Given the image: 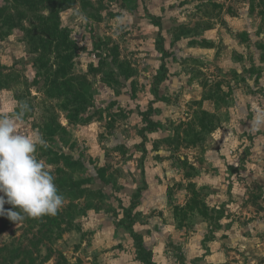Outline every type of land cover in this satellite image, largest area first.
<instances>
[{
  "label": "rangeland",
  "instance_id": "obj_1",
  "mask_svg": "<svg viewBox=\"0 0 264 264\" xmlns=\"http://www.w3.org/2000/svg\"><path fill=\"white\" fill-rule=\"evenodd\" d=\"M0 10V115L27 105L18 128L42 134L37 158L54 179H87L73 229L36 250L47 218H8L0 247L43 264H112L134 248L140 264H156L143 233L172 219L207 226L204 241L264 222V0H0ZM53 24L77 45L61 95L49 92L61 82ZM181 26L191 31L176 39ZM66 156L80 165L68 168ZM253 237L262 249L264 223Z\"/></svg>",
  "mask_w": 264,
  "mask_h": 264
},
{
  "label": "clouds",
  "instance_id": "obj_2",
  "mask_svg": "<svg viewBox=\"0 0 264 264\" xmlns=\"http://www.w3.org/2000/svg\"><path fill=\"white\" fill-rule=\"evenodd\" d=\"M27 105L20 111L0 115V215L13 222L25 218L56 215L64 197L54 182L52 169L37 158V148L46 141L38 131L21 132L18 124ZM264 122L258 116L256 123ZM10 204L16 210H5Z\"/></svg>",
  "mask_w": 264,
  "mask_h": 264
},
{
  "label": "crops",
  "instance_id": "obj_3",
  "mask_svg": "<svg viewBox=\"0 0 264 264\" xmlns=\"http://www.w3.org/2000/svg\"><path fill=\"white\" fill-rule=\"evenodd\" d=\"M258 221H249L244 225L233 224L230 227L222 226L215 237L205 240L206 227L198 230L187 226L177 227L172 219L171 226H158L151 232L143 233V246L152 256L156 264H258L263 260L264 246L255 249V238L258 231ZM187 229L188 232L184 233ZM188 233V234H187ZM156 239L152 243L150 240ZM172 240L166 242L165 239ZM259 251V253H258ZM131 252V251H130ZM131 255V253H130ZM120 253L112 264H140L135 259V250L132 249L133 258Z\"/></svg>",
  "mask_w": 264,
  "mask_h": 264
},
{
  "label": "trees",
  "instance_id": "obj_4",
  "mask_svg": "<svg viewBox=\"0 0 264 264\" xmlns=\"http://www.w3.org/2000/svg\"><path fill=\"white\" fill-rule=\"evenodd\" d=\"M1 12L2 10H0V18L2 17ZM50 14L52 16L57 17L58 9L50 10ZM10 20L11 18L8 17V20H4V22L11 24ZM180 28H181V32L176 37V39H178L179 36L181 35L189 34V32L191 31L189 28L184 27V26H181ZM49 31H50L49 34L52 37L51 42L53 43V51L59 52L58 54L56 53V58L59 60V62H58L57 69L55 71V75H57L56 79L59 78L61 81L60 83H58L55 79H52L50 81L49 92L54 95H61L64 91H66L69 85V81L71 80L70 78H66V75L69 72L71 66L73 65L72 60H73V55L75 54V51L77 49V45L73 40H71L70 36L68 35L66 31V28H62L59 24H53V27ZM161 42H162V38L160 36L158 44L160 45ZM164 55H165V52H164ZM116 65L121 70V74H123L125 77L130 76L128 68L127 66L123 64V62L118 61ZM163 66L164 64L162 63L159 67V71L161 72L159 75L156 76L157 81H162L165 76V73H163L164 72ZM124 67L125 69H123ZM63 88L64 90H62ZM75 100L80 101L79 96H76ZM64 160H65V165L68 168L73 169V170L78 165H80L77 160L72 159L69 156L64 157ZM99 175L101 179H104L105 176L103 173H100ZM67 179L69 181L68 185H66V182H65ZM57 180L54 179V182L58 188L59 193L62 194L63 196L66 195L67 197H69L70 201L68 202L67 206L63 210H61L59 213L57 212L56 214V216L58 217H63V220H58L55 216L49 218V215H44L42 217H39L38 220L47 218V222L44 225H42L39 228V230H37L36 232V238H35L36 240L33 241L35 248L38 243H42L43 241L51 242L52 239L58 238L59 236H61L62 233L73 229L74 219L80 212L78 210L77 204L72 203V201L75 199L81 198L83 194H85L86 190H84V188L82 187V184L87 182V179L81 178V179L71 180L65 176V177L58 178ZM193 202L195 203V200H193ZM190 204H191V199H190V202L187 204L188 208L191 207ZM203 208L204 206H202V209ZM191 209H194V208H191ZM174 210L177 211L178 208L175 207ZM202 216L204 218L206 217L205 214L204 215L202 214ZM0 217L3 218L4 220L8 219L7 215H0ZM28 219L33 220L32 218H28ZM8 225L10 224H8V222L5 220L0 230L6 229ZM128 229L130 230V232H132L131 227H129ZM132 236L134 237V239H137V235H134V233H132ZM143 247L141 246L139 248V251H141ZM36 250L38 249L36 248ZM2 252H5L4 255L2 254ZM139 253L140 252H138V254ZM48 257L49 256H47L45 259H47ZM59 257L62 258V255L60 254ZM24 259H28L27 262L24 261ZM0 260H1L0 264H43L44 263L43 260L37 262V258L33 257V253L30 250L25 249V248L24 249L18 248V247L10 248L9 244H4L2 247H0ZM58 263L62 264V262H58ZM63 264H67V263L63 261Z\"/></svg>",
  "mask_w": 264,
  "mask_h": 264
},
{
  "label": "built area",
  "instance_id": "obj_5",
  "mask_svg": "<svg viewBox=\"0 0 264 264\" xmlns=\"http://www.w3.org/2000/svg\"><path fill=\"white\" fill-rule=\"evenodd\" d=\"M262 257L264 258V253L262 254Z\"/></svg>",
  "mask_w": 264,
  "mask_h": 264
}]
</instances>
